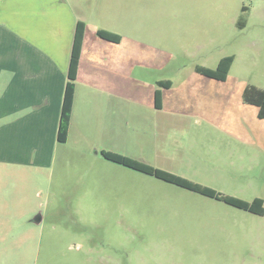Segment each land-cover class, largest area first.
<instances>
[{
    "label": "rangeland",
    "instance_id": "rangeland-1",
    "mask_svg": "<svg viewBox=\"0 0 264 264\" xmlns=\"http://www.w3.org/2000/svg\"><path fill=\"white\" fill-rule=\"evenodd\" d=\"M123 3L122 32L141 36L139 50L148 41L165 44L179 75H193L197 65L215 68L232 54V74L264 88V0ZM241 103L221 93L219 120L235 117ZM245 105L255 135L256 106ZM203 138L177 172L247 202L260 197L264 207V141L248 144L215 129ZM79 159L47 166L38 182L41 194L29 191L27 212L32 206L35 213L0 232V247L12 250L0 264H264V214L112 162ZM62 168L74 170L72 177L53 171ZM83 168L90 170L85 176L78 172ZM79 179L90 188L79 187ZM34 216L41 220L34 224ZM18 249L26 254H16Z\"/></svg>",
    "mask_w": 264,
    "mask_h": 264
},
{
    "label": "crops",
    "instance_id": "crops-1",
    "mask_svg": "<svg viewBox=\"0 0 264 264\" xmlns=\"http://www.w3.org/2000/svg\"><path fill=\"white\" fill-rule=\"evenodd\" d=\"M123 1L0 0L1 233L35 213L32 206L27 212L29 191L41 194L38 182L57 161L68 163L76 155L87 165L93 158L112 162L101 155L104 150L181 176L176 166L186 164L189 151H198L204 135L214 129L248 144L264 141V119L258 118L257 107L255 123L260 129L255 135L253 119L244 113L242 93L252 82L232 74L235 55L225 80L204 76L195 68L193 75L181 76L165 44L156 47L148 41L139 50L141 36L122 32ZM78 21L85 24L82 46L67 136L59 142L58 122ZM99 29L119 35V41L101 38ZM221 93L242 100L235 117L219 120ZM53 171L62 177L74 172ZM78 172L85 176L90 170ZM78 183L90 188L84 187L83 179ZM30 220L35 224L41 217ZM4 238L1 234L0 240ZM11 253L10 247H0V256ZM15 253L26 254L21 249Z\"/></svg>",
    "mask_w": 264,
    "mask_h": 264
},
{
    "label": "trees",
    "instance_id": "trees-1",
    "mask_svg": "<svg viewBox=\"0 0 264 264\" xmlns=\"http://www.w3.org/2000/svg\"><path fill=\"white\" fill-rule=\"evenodd\" d=\"M245 9L246 8L243 6L242 10ZM238 24L240 26H243V21L239 20ZM84 26L85 24L82 21H78L75 27L74 38H73L70 60H69V67L67 72V82L64 89L59 122H58V129H57V140L59 142L65 141L67 136L72 102H73V95H74V80L76 77L78 63H79ZM97 35L103 39L116 41V42L119 41L120 39L119 35L103 29H99L97 31ZM233 60H234V55L232 54L226 55L223 56L218 61L215 68H208L197 65L195 67V70L204 76L222 81L226 79ZM158 96H159V92L156 91V95H155L156 103H158ZM242 100L244 103L252 104L256 106L258 118L264 119V89L263 88H259L253 84L246 85L242 93ZM101 155L109 161H112L117 164H121L133 170L156 177L158 179L174 184L181 188H185L187 190L199 193L201 195L223 201L226 204L250 211L255 214H259V215L264 214L263 199L260 197H255L251 202H247L243 199L234 196L224 195L211 187L199 184L197 182L186 179L182 176L175 175L173 173L153 167L149 164L143 163L141 161L132 159L130 157L115 152L102 150Z\"/></svg>",
    "mask_w": 264,
    "mask_h": 264
}]
</instances>
